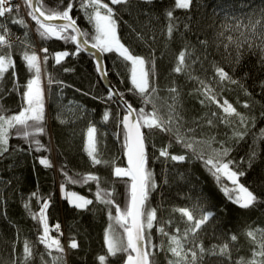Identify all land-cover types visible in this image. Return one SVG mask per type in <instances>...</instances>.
<instances>
[{
    "label": "trees",
    "instance_id": "16d2710c",
    "mask_svg": "<svg viewBox=\"0 0 264 264\" xmlns=\"http://www.w3.org/2000/svg\"><path fill=\"white\" fill-rule=\"evenodd\" d=\"M14 2L20 3L21 0ZM57 2L58 0H41V3L48 7H53ZM67 3L68 0H64V4ZM110 6L114 7L121 17L117 31L122 43L126 46L130 45L135 49L136 54L143 56L155 52L156 84L161 98L157 103L162 104L165 100L171 103L170 97L173 94L168 89L176 86L181 93L177 110L186 122L185 127L195 126L193 121L199 122L196 139L209 140L215 136L216 141L227 140L228 136L232 135L231 128L218 122L216 127L206 123L212 111L220 112L221 109L215 104L211 107L202 105L200 100L203 97L193 94V89L199 86L197 82L189 80L185 73H175L173 69L178 54L187 41L195 46L193 59L202 53L208 57L203 65L200 63L192 65L193 75L210 80L213 76L210 62L213 60L220 62L231 75L229 62L221 56L223 48L219 50L216 48V44L219 43L217 33L224 31L225 26L234 23L236 18H244L248 13L264 8V0H193L190 9H176L173 12V16L179 19L178 29L173 32L171 39L167 35L166 10L174 7V0H154L151 5L132 0V4L128 7L111 4ZM145 9L149 13L147 16L142 11ZM27 12L28 9L22 7L19 16L13 13L11 17L0 18V23H4L11 33L8 39L12 47L11 49L5 47L4 52L11 51L16 66V78L19 84L25 85L32 73L27 70L23 54L25 52L32 54L34 49L36 54L43 58L46 54L41 49L45 47L48 49L47 63H43L41 59L46 134L37 138L49 151L42 149L37 152L33 146V150L29 152V145L13 135L9 140V152L5 153L6 158L0 160V264H12L13 259L16 260V264H22L25 240L33 245L34 256L37 253L44 254L47 264H53V257L62 255L55 248L51 250V255L47 254L44 245L37 239L43 231L42 225L24 208L27 202L31 211L38 214L39 205L49 196L51 200H48L49 207L46 213L48 223L50 228L59 223L60 232L63 233L60 236V243L65 249L63 261H57L56 264H100L98 257L107 256L104 238L109 224L113 225L117 234L123 235L120 225L109 219L108 208H112V216L115 217V205L118 204L123 209L127 203L129 178H119L113 174L115 166L126 168V149L122 147L124 140L122 125L117 127L119 120L117 113H120V117L125 113L118 100L107 99L109 90L102 85L93 59L82 51L73 55L77 46L71 41L65 42L56 38L41 39L37 32L38 25L31 20ZM70 14L77 19L78 27L94 34L93 25L88 23L78 3ZM13 18H23L27 27L13 24L11 22ZM185 24H188L189 29L184 28ZM129 25L135 29V32L131 31ZM137 33L144 39L139 40ZM83 38L89 39L91 44L90 37ZM198 40L208 41L209 46L206 51ZM62 51H67L70 55L57 64L54 56ZM102 56L107 78L113 87L123 93L124 99L134 108L139 109L142 106L139 97L128 91L132 87L130 64L126 66L122 59H118L116 53H102ZM257 59L256 56L246 54L241 63L235 67L234 78L240 79L245 73L248 74L241 82L250 95H246L239 84L227 85L228 90L222 93V98L227 99L238 112L249 118L256 117L255 128L249 123V135L245 136L230 154L236 161L247 157L252 145L253 133L258 134L260 129H264V118H261V113L264 112V91L260 87L261 82H264V68L258 65ZM49 77L53 80L51 85L47 82ZM12 83V69H9L5 73L3 92H0V96H3L0 105L6 110L4 113L6 116L19 113L22 104L21 95L25 90L21 87L19 92L9 93ZM245 103L249 104L248 108L243 107ZM105 109H110L111 112L107 122L102 121ZM150 110L149 105L146 111ZM61 120L66 123H61ZM90 125H95L97 128V152L102 160L110 162L108 165L93 166L86 154L85 136ZM237 127L239 131H244L238 124ZM142 131L147 130L142 129ZM170 141L171 147L168 151L174 155H185L184 161H166L164 157L155 159L159 156L158 150L166 147ZM196 147L198 150L203 149L205 155L210 154V149L206 145ZM212 147L219 148L220 145L213 143ZM17 148L23 151L14 150ZM147 153V166L153 170L157 183V188L150 193L147 202L149 207L157 210V220L154 221L151 233L153 244L160 245L163 241L164 249L163 251L153 249L156 253L155 264H168L169 259H176L167 251L168 236L160 234L157 227L163 226L169 235H182L191 222L174 209L186 208L192 212L194 219H199L203 213L197 210V206L212 211L214 215L197 231L194 242L202 243L205 249H210L212 245L228 243L231 250V261L206 253L202 264H236L240 258L245 262L251 260L253 250L259 251V248L246 233L251 229H264V203L248 209L241 208L233 198L230 199L231 195L224 191L225 187L230 186V182L225 177L218 182L205 167L203 160L192 156L190 150L183 148L173 137L159 130H153L149 137ZM44 157L51 161L53 167L46 168L39 163V158ZM62 166L68 177L78 178L76 174L89 173L97 175L100 178V188L112 194L114 204L109 206L96 199V181L83 185L66 183L67 178L61 171ZM238 167L245 170V175L240 177V183L249 187V191H253L264 200V141L260 142L259 156L252 167L248 168L246 159L243 163H239ZM165 178L168 181L166 184ZM61 184L64 185L65 191L76 192L93 200V203L86 209L69 205L60 195ZM34 192L38 197L31 196ZM177 228L180 229L179 233L176 232ZM50 235L55 237L59 234L55 235L51 231ZM232 235H236L237 240L232 241ZM71 238H75L79 244L77 249L68 247ZM189 240L192 241L193 238L190 236ZM256 240H261L259 233L256 235ZM13 243H15V252H13ZM192 246V243L186 245V247ZM125 259L126 254L123 253L117 254V257L107 256L106 264H123ZM30 264H40L39 258L36 257Z\"/></svg>",
    "mask_w": 264,
    "mask_h": 264
},
{
    "label": "snow or ice",
    "instance_id": "6c2138e0",
    "mask_svg": "<svg viewBox=\"0 0 264 264\" xmlns=\"http://www.w3.org/2000/svg\"><path fill=\"white\" fill-rule=\"evenodd\" d=\"M140 3L151 5L154 0H138ZM79 4V9L83 11L88 23L93 25L94 34H90L87 30H82L77 25V19L73 18L70 14L74 6ZM193 0H174V7L166 10V17L168 19L167 35L172 38V34L178 29V17L173 16L176 9L188 10L190 9ZM122 5L128 7L132 4V0H68L64 4V0H58L53 7L41 3V0H21L20 3H15L14 0H0V18L11 17L13 13L19 16L22 7L27 8V15L31 20L35 21L37 32L41 39L48 40L51 38L61 39L65 42L71 41L77 45L76 52L78 54L81 50H85L89 45V39L80 41L79 37H90L92 43L90 47L97 49L100 53H116L118 59H122L126 66L130 64V79L132 87L128 90L137 95L140 99L142 106L137 109L126 99L124 94L114 89L109 85L108 100H112L115 95L118 97V103L124 111V115L119 117L117 127L123 126V145L126 149L128 167L115 166L113 174L119 178H129L127 192V203L124 208L117 204L115 205L116 216H112V208H108V215L110 220H114L123 229V235L117 234L112 224H109L108 229L105 231V245L107 248V256L117 257V254H126L124 264H155L153 249L163 251V241L160 245L153 244V237L151 229L154 227V221L157 220L155 208L147 205L149 195L157 188L154 172L148 165L147 144L149 137L153 130H159L170 137L175 139V142L180 144L183 148L190 150L192 156L197 159L203 160L205 167L215 176L219 182L222 177H225L234 186L235 197L234 202L241 208L248 209L255 205L264 203V200L253 191H249V187L240 183V177L245 175V170L238 167L239 163L247 160L248 168L250 169L253 163L259 156L260 142L264 141V129H260L259 133H253L252 145L247 157H242L240 161H236L231 157L236 145L244 140L245 136L249 135V123L252 128H255L256 117L251 118L237 111V109L229 103L227 99L222 98V93L227 89V85H237L244 89L246 95L247 88L241 82L242 79L247 78V73L243 78H234L235 67L241 63V60L246 54L256 56L257 63L264 68V8L257 11H252L244 18H236L234 23L225 26L224 31L217 33L219 43L216 44L217 50L223 48L221 54L222 59L229 62L232 74L225 70L218 61H211L210 67L213 70V76L210 80L202 79L200 76L192 74V65L203 62L208 59L203 53L193 59L195 46L185 41L183 49L179 52L176 65L173 69L175 73H185L189 80H195L199 85L193 89V94L202 96L200 100L202 105L211 107L215 104L220 112L212 111L210 116L206 113L207 125L216 127L217 122L224 124L226 127L232 129V135L228 136L227 140L216 141L215 136L209 140L196 139L197 129L200 127L198 121H193L195 126L185 127L186 122L177 110L178 101L180 100L181 93L176 86L170 87L168 91L173 95L170 97L171 103L165 100L162 104L157 102L161 99L158 95V86L156 84L155 73V52H150L147 56L135 53L130 45L126 46L122 43L121 37L118 35V25L121 20L119 13L114 7ZM144 15H148V11L142 10ZM42 18V19H41ZM57 21H61L57 23ZM246 21V22H245ZM13 24H21L27 27L23 18L11 21ZM131 28V25H129ZM184 28L189 29L188 24ZM131 31L135 32L134 28ZM227 33V35H226ZM11 35L7 26L0 23V92H3V81L5 73L12 69V87L8 90L9 93L15 91L19 92L21 87L25 90L21 95L22 104L21 110L18 114L6 116L5 109L0 105V160L6 158L5 153L9 152V140L13 138H21L29 145L28 151L33 150L39 152L42 149L49 151L46 146L41 143L37 137L46 134L45 126V90L42 87V68L41 59L43 63H47L48 49L45 47L41 49L46 55L41 58L33 49L32 54L25 52L23 60L26 62V67L29 73H32L25 85L19 84L15 73V62L12 58L11 51L5 53L4 48L11 49L12 45L8 37ZM139 40L144 37L139 33L136 34ZM205 51L208 48L207 40H198ZM67 51L57 52L54 56L55 62L59 64L65 57L69 56ZM95 55V53H94ZM147 65V67H146ZM97 71L101 74V78L107 76V70L97 59ZM69 71V69H65ZM48 84L51 85L53 80L48 78ZM62 84L60 81H56ZM175 82L173 81V84ZM261 90L264 91V82H261ZM3 96H0L2 99ZM151 106L150 111H146L148 106ZM243 107L248 108L249 104L245 103ZM110 109H105L102 115V121L107 122L110 118ZM235 117V119H233ZM261 118H264V112L261 113ZM203 119V118H202ZM61 123L66 121L61 120ZM243 128L244 131H239ZM146 129L147 131H142ZM13 130L15 132L13 133ZM97 128L95 125H90L87 129V142L85 151L91 159L93 166L95 165H108L110 162L102 160L97 152L96 140ZM119 135V134H117ZM227 135V133H225ZM234 143H230L233 142ZM213 143H219V148H213ZM197 145H206L210 149V154L205 155L203 149H197ZM155 147V145H153ZM171 147V141L166 147L159 149V156L155 157L159 160L164 157L165 160L171 161H184L185 155H174L168 151ZM23 151V149H14ZM39 163L46 168L53 167L51 161L47 158H39ZM61 171L65 175L66 183L72 184H88L90 181L97 182V190L95 193L96 199L106 205H113L114 201L111 198L112 194L100 188L99 177L95 174L89 173L87 175L76 174L78 178L68 177L67 172L64 171L63 166ZM168 181L165 178L164 183ZM127 183V182H126ZM61 191H65L63 184L60 186ZM224 191L229 193V189L225 187ZM32 197H38L37 193H32ZM65 199L69 204L74 205L76 208L86 209L88 205L93 203V200L86 199L84 196L76 192H65ZM232 197L230 196V199ZM48 200L51 196L44 200L39 205V213L31 211L30 205L25 202L24 208L33 219L37 220L42 225V233L38 235L37 239L40 244H43L47 254L51 255V250L61 253V256L53 257V264L57 261H63L64 246L60 243V225L56 223L53 228H50L47 219V209L49 207ZM179 211L182 216L187 217V221L191 222L182 235H169L163 226L157 227V231L168 236L167 251L175 260L169 259L168 264H202L205 254L224 257L227 261H231V250L228 243L222 245H212L210 249H205L203 244H196L195 237L197 231L201 226L206 223L210 217L214 215L212 211H206L204 208L197 206V210L203 213L199 219H194L192 212L186 208L174 209ZM6 215V213H4ZM55 230L59 235L53 237L50 232ZM176 232L179 233L180 229L177 228ZM257 233L260 234L261 240H256ZM246 235L257 244L259 251L253 250L252 259L245 262L243 258L236 261V264H264V229L256 228L247 231ZM193 240L190 241L189 237ZM231 240H237L236 235L231 236ZM188 243H192V247H186ZM70 249H77L79 244L75 238H71L68 244ZM13 252H15V243H13ZM133 253L135 255H133ZM106 255L98 257L100 264H106ZM36 257L39 258L40 264H47L44 260L43 253L33 254V245L29 241H24L23 247V261L22 264H30ZM257 257L260 259L258 260ZM12 264H16L13 259Z\"/></svg>",
    "mask_w": 264,
    "mask_h": 264
},
{
    "label": "water",
    "instance_id": "95a60500",
    "mask_svg": "<svg viewBox=\"0 0 264 264\" xmlns=\"http://www.w3.org/2000/svg\"><path fill=\"white\" fill-rule=\"evenodd\" d=\"M42 19V18H41ZM61 21H57V23H60ZM80 41H83L84 40V38L83 37H79L78 38ZM77 46V45H76ZM83 53H85L86 55H88V56H90L92 59H93V61H94V64H95V66H96V64H97V59H99V62L104 66V62H103V56H102V53H100L97 49H92L91 47H90V44L87 46V48L85 49V50H81ZM94 53H95V55H94ZM97 68V67H96ZM97 74H98V76H99V79H100V81H101V83H102V85L106 88V89H108L109 90V85H111L112 87H113V85L111 84V82L109 81V79L107 78V76L105 77V78H101V74L100 73H98V71H97ZM114 88V87H113ZM115 89V88H114ZM113 98L114 99H116V100H118V97H116L115 95L113 96ZM122 128H123V126H122ZM125 158H126V168L128 167V160H127V154L125 153ZM133 255H135L134 253H133ZM123 264H124V262H123Z\"/></svg>",
    "mask_w": 264,
    "mask_h": 264
},
{
    "label": "rangeland",
    "instance_id": "374dc122",
    "mask_svg": "<svg viewBox=\"0 0 264 264\" xmlns=\"http://www.w3.org/2000/svg\"><path fill=\"white\" fill-rule=\"evenodd\" d=\"M92 43V42H91ZM91 45V44H90ZM86 154H87V152H86ZM230 182V181H229ZM228 189H229V193L228 194H230L231 196H232V198H233V200H234V197H235V191L233 190L234 189V186L231 184V182H230V186L228 187ZM65 192H67V191H61V189H60V195L62 196V198L64 199V200H66V202L69 204V202H68V200L67 199H65L64 197H65ZM80 195V194H79ZM83 196V195H82ZM85 197V196H84ZM86 198V197H85ZM87 199V198H86ZM69 205H71V204H69ZM72 206H74V205H72Z\"/></svg>",
    "mask_w": 264,
    "mask_h": 264
},
{
    "label": "crops",
    "instance_id": "0c3cea01",
    "mask_svg": "<svg viewBox=\"0 0 264 264\" xmlns=\"http://www.w3.org/2000/svg\"><path fill=\"white\" fill-rule=\"evenodd\" d=\"M42 87H43V83H42ZM86 142H87V133H86V136H85V146H86Z\"/></svg>",
    "mask_w": 264,
    "mask_h": 264
},
{
    "label": "built area",
    "instance_id": "2783aa9c",
    "mask_svg": "<svg viewBox=\"0 0 264 264\" xmlns=\"http://www.w3.org/2000/svg\"><path fill=\"white\" fill-rule=\"evenodd\" d=\"M53 234L57 235L58 233L55 230H53Z\"/></svg>",
    "mask_w": 264,
    "mask_h": 264
}]
</instances>
